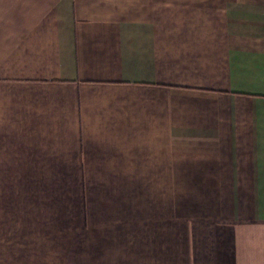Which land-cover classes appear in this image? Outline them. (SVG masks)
<instances>
[{
  "label": "crops",
  "instance_id": "0c3cea01",
  "mask_svg": "<svg viewBox=\"0 0 264 264\" xmlns=\"http://www.w3.org/2000/svg\"><path fill=\"white\" fill-rule=\"evenodd\" d=\"M0 264H264V0H0Z\"/></svg>",
  "mask_w": 264,
  "mask_h": 264
}]
</instances>
